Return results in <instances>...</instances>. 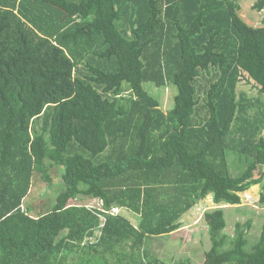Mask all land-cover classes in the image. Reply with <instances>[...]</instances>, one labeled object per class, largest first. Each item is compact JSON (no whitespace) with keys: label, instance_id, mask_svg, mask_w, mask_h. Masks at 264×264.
Listing matches in <instances>:
<instances>
[{"label":"trees","instance_id":"1","mask_svg":"<svg viewBox=\"0 0 264 264\" xmlns=\"http://www.w3.org/2000/svg\"><path fill=\"white\" fill-rule=\"evenodd\" d=\"M239 11L238 0H0V264H168L160 239L200 201L237 209L264 189V103L244 90L264 96V19L253 27ZM168 86L164 113L152 92ZM54 167V204L31 217L34 175L51 187ZM83 198L103 211L73 205ZM224 209L203 214L201 264H264V226L253 242L250 220L227 236Z\"/></svg>","mask_w":264,"mask_h":264},{"label":"rangeland","instance_id":"2","mask_svg":"<svg viewBox=\"0 0 264 264\" xmlns=\"http://www.w3.org/2000/svg\"><path fill=\"white\" fill-rule=\"evenodd\" d=\"M238 2L240 5L239 15L248 25L259 27L263 24L264 10L258 12L253 8L256 0H238ZM244 90L246 91V95L254 99V101L258 100L264 103V96L260 95L251 85L246 84ZM175 93L176 89L172 86L152 92L159 103V108L164 113L172 108ZM253 111H251V113ZM229 161L232 162L231 166L235 163L234 167L236 169L242 167L237 166L239 163L236 162L232 155H230ZM63 172V167H54L50 169L48 174L52 180L51 187L47 186L40 175H34L32 188L23 201V211H26L31 217H37L50 212L57 196V191L59 190L60 178ZM263 191L264 189H262L261 185H257L247 190L244 194L242 193L240 204L242 207L237 209H235L234 206H218L213 202L212 195H209L205 200L195 205L187 216L185 215L181 219V225H183L182 231L176 233L177 235L160 239L162 248L159 251V259L165 260L168 264H201L204 261V254L211 247L207 226L203 220V214L207 210L217 207L225 208L226 228L223 231L225 235L230 237L233 236L236 223H245L247 220H250L251 228L249 230V239L253 242L259 237L262 227L264 226V204L260 202V195ZM86 202H89V199L83 198L76 200L73 205L92 206L103 211L99 200H92V203ZM114 208L118 210V214L115 216L126 218L133 226L138 225V217L128 213L127 210L125 211L122 209L120 211L121 208ZM113 209L107 211V213H114ZM99 235L100 229H97L94 238L86 240V243L95 242Z\"/></svg>","mask_w":264,"mask_h":264},{"label":"built area","instance_id":"3","mask_svg":"<svg viewBox=\"0 0 264 264\" xmlns=\"http://www.w3.org/2000/svg\"><path fill=\"white\" fill-rule=\"evenodd\" d=\"M112 209H113V208H112ZM121 210H122V209H120V211H121ZM117 211H118V210H116V209L114 208V209H113V212H114V213H110V215L115 216L116 214H118ZM105 213H107V211H106Z\"/></svg>","mask_w":264,"mask_h":264},{"label":"crops","instance_id":"4","mask_svg":"<svg viewBox=\"0 0 264 264\" xmlns=\"http://www.w3.org/2000/svg\"><path fill=\"white\" fill-rule=\"evenodd\" d=\"M212 209H214V208H212ZM186 216H187V215H186ZM181 224H182V223H181ZM182 226H183V225H182ZM181 229H182V227H181L177 232H175L174 234H171L169 237L174 236V235H177L176 233L182 231Z\"/></svg>","mask_w":264,"mask_h":264}]
</instances>
